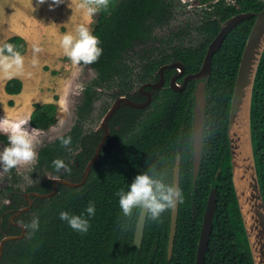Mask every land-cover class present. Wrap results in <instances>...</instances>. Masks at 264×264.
<instances>
[{
    "label": "trees",
    "instance_id": "obj_1",
    "mask_svg": "<svg viewBox=\"0 0 264 264\" xmlns=\"http://www.w3.org/2000/svg\"><path fill=\"white\" fill-rule=\"evenodd\" d=\"M199 1L212 5L216 0ZM174 3L175 0H111L110 11L96 15L93 34L101 40L103 54L98 62L90 66L97 70L103 81H109L114 73L128 65L124 62L125 54L140 41H148L153 37V28L168 20ZM263 9L264 0H237L235 5L230 6L225 5L224 0H219L215 5V13L221 20L241 12H260ZM254 23L255 17L239 23L214 55L212 76L207 86L210 98L203 161L195 184L191 134L179 143V117L170 116L163 137L151 136L148 125L143 144L139 143L137 135L129 139L124 146L127 155H130L128 157H131L127 163L113 161L112 167L107 164L102 169L97 167L83 187H61L54 197L37 200L32 211L23 215V219L28 223L33 217H38L39 230L29 232L25 239L7 243L0 264H196L203 218L214 187L218 188V206L205 264H253L233 184L228 127L238 68ZM200 29L209 36L199 47L178 49L177 46L173 54H165L161 60L147 66L157 67L174 58L182 60L188 70L197 71L220 24L218 20H207ZM4 42L14 44L22 55L28 49L26 40L21 36L10 37ZM23 87L21 79L12 78L7 81L5 91L12 95L20 94ZM55 98L58 99L57 96ZM84 99L81 109L87 110L90 101L88 89ZM9 105L14 106V101L10 100ZM170 120L175 123L172 124ZM57 122L56 103H34L30 115L32 127L46 131ZM251 127L264 198V55L254 86ZM76 133L77 129H73L65 135L72 138L70 148ZM163 138L167 139L166 145H162ZM0 143L7 144L6 135L0 134ZM67 151L59 140L42 147L37 168L57 174L52 161L62 159L64 155L67 157ZM135 151L138 152L137 156ZM178 152L182 155L180 188L184 202L180 204L175 245L169 259V213L163 214V223L147 220L143 243L141 247L135 246L133 230L136 223L127 230L120 226L122 213L116 193L121 188L126 189L127 184L146 168L149 157L153 162L166 166ZM170 165L171 162L166 167L171 169ZM30 190L44 192L46 187L37 184ZM89 201L95 203L96 214L90 219L87 233L73 231L59 218L60 211L81 214Z\"/></svg>",
    "mask_w": 264,
    "mask_h": 264
},
{
    "label": "flooded vegetation",
    "instance_id": "obj_2",
    "mask_svg": "<svg viewBox=\"0 0 264 264\" xmlns=\"http://www.w3.org/2000/svg\"><path fill=\"white\" fill-rule=\"evenodd\" d=\"M217 1L219 0H216L212 5L200 3L197 6L199 10L193 5H186V9L182 10L175 2L168 20L162 25L153 28V37L148 41H140L133 50L125 54L124 62L128 64L126 67L119 69L118 73H114L107 82L103 81L100 74L94 69L97 75L95 79L83 89L81 104L77 108L76 122L71 129H77L71 151H67V157L66 155L62 157V160L72 169L71 174L59 173L63 180L83 183L78 187H72L58 182L57 187H55L53 181L48 179V177L57 174H53L45 169H38L37 164L41 148L49 144H54L59 139L43 145L38 152V159L34 170V174L37 173L38 177L35 181L29 184L26 189L18 188L14 184H11L6 185L0 190V243L5 237H15L24 234L20 239L7 240L4 244V252L7 243L19 241L28 236L29 232L22 227V222L25 223L26 221V219H23V215L25 216L32 211L37 200L54 197L61 187H83L89 181L92 173L97 167L102 169L106 164L112 167L113 161L127 163L131 157H128L130 156L129 154L127 155V149L124 147L125 144L135 135L138 136L139 143L143 144L147 129L146 126H150L151 136L157 137V135H159L163 137L166 124L169 122V117H179L177 140L179 143H182L184 137L190 133L191 148L193 150L194 92L197 82L188 78L200 71L203 62L197 71L188 70L186 64L182 60H176L174 58L157 67L147 66V64L158 62L165 54H173L177 46L178 49L199 47L209 36V34L200 29L207 20L219 21V33L222 28V23L229 18L221 20L220 17L216 15L215 5ZM224 1L225 5L230 6L235 5L237 0L233 2ZM183 12H186V15L189 16L187 21L184 22V24L182 23L183 25H181V23L175 25L173 31H169L166 37H156L157 31L164 27H172L170 25H172L173 22H177ZM193 14L197 16L195 20L193 16H191ZM177 33L178 35H175ZM198 34L201 35V40L193 45L192 42ZM216 36L212 38L211 42L208 44L205 56L209 45ZM171 39H173L172 43L170 42ZM178 63H182L184 69L178 66ZM174 64L178 65L172 66ZM87 89L89 91L90 101L88 109L85 110L81 109V106L85 101L84 96ZM209 98L208 95L206 116L209 107ZM171 123L174 124L175 121ZM70 131L68 133H70ZM205 136L206 123L204 129V147ZM167 143V139L163 138L162 145H166ZM135 152V156H137L138 152ZM178 156H180L182 167V155L179 152L176 153L174 160H170L165 165L168 166L171 162L170 167L174 171ZM164 161L165 160H163V163ZM218 174H220V170ZM37 184L46 187V191L40 192L38 190H30V188L37 186ZM35 193L42 195L53 194L41 198L35 195ZM28 207L29 209H27ZM166 214L167 213H165V215ZM169 216L171 229L172 212H169ZM30 218H32V216H30ZM137 223L138 221L133 230L134 237ZM4 224H6L5 227L3 226Z\"/></svg>",
    "mask_w": 264,
    "mask_h": 264
},
{
    "label": "clouds",
    "instance_id": "obj_3",
    "mask_svg": "<svg viewBox=\"0 0 264 264\" xmlns=\"http://www.w3.org/2000/svg\"><path fill=\"white\" fill-rule=\"evenodd\" d=\"M38 4H44L46 0H37ZM64 0H52V5H59ZM73 0H71V3ZM75 7L89 17L88 24H77L72 30L62 33L60 47L63 55L71 62V65H91L98 62L103 54L101 40L93 34L90 27L91 18L101 12H109L111 0H74ZM50 5V7L52 6ZM43 49L38 44L32 46V66L38 65V54ZM25 57L12 43H0V76L12 78L23 72ZM65 121L61 119L58 125L50 126L49 130L58 133L62 147L71 151V136H65L62 129ZM30 121L13 124L5 116L0 118V134L6 135L7 144L0 150V168L4 173L14 168L33 165L37 162V146L42 143L43 138L48 135L45 130L30 127ZM52 167L57 175H51L48 179L59 182V173L71 174L72 169L62 159H54ZM174 171L166 166L153 162L151 157L146 162V168L137 174L127 188H121L116 195L118 205L122 213L121 227L127 230L136 223L140 217L157 223H163L162 216L174 211L179 204L184 202L183 193L173 179ZM96 214V205L89 201L84 212L79 215L69 211H60L59 218L65 221L75 232L87 233L90 228V219ZM22 227L35 233L39 230L40 221L33 217L28 223L22 222Z\"/></svg>",
    "mask_w": 264,
    "mask_h": 264
},
{
    "label": "water",
    "instance_id": "obj_4",
    "mask_svg": "<svg viewBox=\"0 0 264 264\" xmlns=\"http://www.w3.org/2000/svg\"><path fill=\"white\" fill-rule=\"evenodd\" d=\"M255 17V23L251 29V32L247 38L241 61L238 68L236 84L233 92L228 138L230 144L231 153V166H232V178L235 188V194L238 202L239 211L243 221L245 233L247 236L253 264H264V198L260 186V180L257 172L256 158L254 153L253 139H252V127H251V112L253 103V93L255 81L257 78L258 69L264 55V9L260 12H247L235 15L222 23V28L216 38L209 45L207 54L204 58L202 68L199 72L189 76L188 79H192L197 82V86L194 92V129H193V183L195 184L198 178V174L201 167L204 148V129L206 109L208 104V83L212 73V61L214 54L220 50L224 40L230 31L235 28L239 23L244 20ZM179 64V65H178ZM174 64L172 66H181L184 69L182 63ZM167 67V66H165ZM245 113V151L248 156V166H242L237 162V156L244 155L242 149V138L237 130L240 115ZM241 151V152H240ZM248 172L251 175H248ZM180 175H181V159L178 156L175 169H174V181L178 187H180ZM53 181V180H52ZM60 183L67 184L72 187H78L81 183H74L71 181L60 179ZM55 187L58 182L53 181ZM55 192V191H54ZM53 192V193H54ZM52 193V194H53ZM49 195H42L35 193L38 197L45 198ZM253 196V198H252ZM248 202L257 203L256 211L251 212L257 222L256 225H249L244 204L248 206ZM218 206V188H212L206 211L203 218L202 229L200 233V240L198 243V252L196 264H205L209 242L213 231L214 219L216 216ZM29 209V207L27 208ZM178 212L179 205L172 211L171 229L169 234L168 243V257L169 259L173 255L175 237L178 227ZM146 219L140 217L137 223L135 231L134 245L140 247L144 238ZM24 234L15 237H5L0 243V262L4 253V244L10 239H20Z\"/></svg>",
    "mask_w": 264,
    "mask_h": 264
},
{
    "label": "rangeland",
    "instance_id": "obj_5",
    "mask_svg": "<svg viewBox=\"0 0 264 264\" xmlns=\"http://www.w3.org/2000/svg\"><path fill=\"white\" fill-rule=\"evenodd\" d=\"M19 1L24 3L23 5H25L26 3H29V5L26 4L23 7L18 2V0H0V40L3 37V28L8 20L14 19L17 16L19 18H22V15H20L22 13H30V1ZM226 1L233 2L234 0ZM175 2L176 5L182 10L186 9V5H193L197 8V10H199V8L197 7L200 4L199 0H175ZM191 16H193L194 20L197 17L195 14ZM188 17L189 16L186 15V12H183V14L180 15L179 20L177 22H173L172 25H170L172 27H164L157 31L156 37L159 36L161 38L168 36L169 31H173L175 25H177L178 23H181V25H183L184 22L187 21ZM95 18L96 16L91 19L90 27L92 28V30ZM61 28L62 33L68 30L67 27L62 26ZM196 36L197 37L192 42L193 45L197 44L201 40V35L198 34ZM48 45L49 51H51L53 48V44L49 43ZM38 55L39 57L44 56L40 54ZM38 71L39 73L32 75L29 78V81H27V88L24 95L28 96V105L27 103L23 104V106H26V110L23 113L21 111V115L23 114V117H14L15 115H13V112L15 111V107L12 108V123H22L23 118L25 121L27 118L30 117L29 110L31 108V102L28 98H31V95L34 92H46L58 97V99L55 100V103L58 107V121L63 119L66 122L65 126L62 129V133L63 135L67 134L73 128L76 122L77 108L81 104L83 89L95 79L97 73L90 65H80L78 67L72 66L71 62L68 61V59L63 54L59 57H56L52 61V63L42 62V64L39 66ZM3 104H5L4 99ZM56 125H58V122ZM29 126L32 127L30 124ZM46 132H48V135L43 138L42 143L37 146V152H39V149L43 145L53 142L57 139L56 136L58 135V133H53L48 130ZM4 146V144L0 143V150H2ZM36 163L33 165L14 168L7 173H4L2 171V168H0V190L6 185L11 184H14L18 188L26 189L28 185L34 182L35 179L38 177L37 173L34 174Z\"/></svg>",
    "mask_w": 264,
    "mask_h": 264
},
{
    "label": "crops",
    "instance_id": "obj_6",
    "mask_svg": "<svg viewBox=\"0 0 264 264\" xmlns=\"http://www.w3.org/2000/svg\"><path fill=\"white\" fill-rule=\"evenodd\" d=\"M29 1L31 5L29 6L30 13H22L20 14L22 15V18H19L17 16L14 19L8 20L3 28L4 33L2 39L0 40V43H3L10 37L21 36L26 40L28 44V49L24 54V70L19 75H15L12 77L19 78L23 81L24 87L22 92L20 94L14 95L6 93V83L12 78H4L3 76H0V90L3 95L0 96V107L5 109V111L3 110L5 114L9 113L8 120L10 122H12V108L15 107V111L13 112V115H15L14 117L19 118L18 115L21 114V108L19 107H22L25 103H27L28 105V96L24 94L27 88V81H29V78L32 75L39 73V66L42 64V62L52 63V61L56 57H59L63 54L62 48L60 47V39L62 35L61 27H67V31H70L77 24L89 23V17L86 15L85 12L75 7L74 0L72 3L71 0H64V2L59 5H52V0H46V2L42 5L38 4L37 0ZM18 2L23 7L26 4L29 5V3L23 5L24 3L20 2L19 0ZM50 5L52 6L50 7ZM49 43L53 44V48L51 51H49ZM33 44H38L43 49V51L39 54L44 55L41 57H39L38 55L39 63L35 67H33L31 63L33 57ZM3 99L5 100V104H3ZM28 99H30L31 102V108L30 110L28 109L30 115L34 110V103H55V100H57L55 96H53V94L46 92L41 93L40 91L34 92L31 95V98ZM10 100L14 101V106L9 105ZM2 117L3 116L0 109V118Z\"/></svg>",
    "mask_w": 264,
    "mask_h": 264
},
{
    "label": "bare ground",
    "instance_id": "obj_7",
    "mask_svg": "<svg viewBox=\"0 0 264 264\" xmlns=\"http://www.w3.org/2000/svg\"><path fill=\"white\" fill-rule=\"evenodd\" d=\"M0 96H3L1 90H0ZM19 108H21L22 113L26 110V106H22V107H19ZM0 109H1V112H2V116L3 117L5 116L8 119V117H9L8 114L9 113L5 114V112H4L5 109H3L2 107H0ZM21 117H23V114L22 115L19 114V118H21ZM29 118H27L25 121H29ZM23 121H24V118H23ZM237 130L239 132L240 137L242 138V142H241L242 149H241V151L244 150V155H240V157L237 156V162L242 164V166H248L249 162H248L247 153L245 151V141H244V136H245V113H242L240 115L239 123L237 125ZM248 175H251V173L248 172ZM252 198H253V196H252ZM248 204H250V206H248L246 203L244 204L245 215H246L248 224L255 226L257 220H256L255 216L251 212L256 211V204L257 203L255 202V203L252 204L251 202H248Z\"/></svg>",
    "mask_w": 264,
    "mask_h": 264
}]
</instances>
